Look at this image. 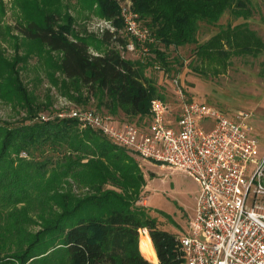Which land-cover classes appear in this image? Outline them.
<instances>
[{
	"label": "trees",
	"instance_id": "obj_1",
	"mask_svg": "<svg viewBox=\"0 0 264 264\" xmlns=\"http://www.w3.org/2000/svg\"><path fill=\"white\" fill-rule=\"evenodd\" d=\"M37 1H17L25 21L15 29L45 50L51 85L58 80L70 101L95 97L97 109L113 117L121 112L131 121L148 117L153 99L164 101L145 65L169 72L164 51L197 45L199 22L214 24L226 9L236 18L250 14L242 0H129L155 39L149 48L156 58L140 59L143 65L121 56L118 47L127 39L117 33L122 29L117 0H86L87 8L95 6L117 30L101 35L107 49L98 55L89 51L87 37L74 35L73 17L60 0ZM4 13L0 1V23ZM221 36L244 50L264 46L243 23L198 45L195 54L211 52L214 38ZM15 49L7 59L0 48V100L24 114L17 124L0 122V264L32 263L59 249L67 264H150L146 237L158 264H178L177 238L137 205L145 183L136 159L75 120L39 119L49 102L38 101L22 82L18 63L26 61ZM217 52L224 57L222 49Z\"/></svg>",
	"mask_w": 264,
	"mask_h": 264
},
{
	"label": "built area",
	"instance_id": "obj_2",
	"mask_svg": "<svg viewBox=\"0 0 264 264\" xmlns=\"http://www.w3.org/2000/svg\"><path fill=\"white\" fill-rule=\"evenodd\" d=\"M117 3L119 31L127 39L118 47L121 55L150 57L152 32L129 0ZM90 25L89 31L98 35L117 31L112 20ZM175 94L183 97L180 88ZM168 113L165 101L153 99L146 127L90 108L66 107L54 117L75 120L142 161L194 179L199 191L196 216L188 232L177 238L178 264H264V149L260 151L246 124L250 115L236 112L229 117L196 102L182 104L173 123Z\"/></svg>",
	"mask_w": 264,
	"mask_h": 264
},
{
	"label": "rangeland",
	"instance_id": "obj_3",
	"mask_svg": "<svg viewBox=\"0 0 264 264\" xmlns=\"http://www.w3.org/2000/svg\"><path fill=\"white\" fill-rule=\"evenodd\" d=\"M0 1L5 11L0 23V48L5 57L10 59L14 56L17 44L15 50L18 56L25 58L26 61L18 63L22 82L38 101L49 102L48 108L39 113V119H42V116L48 119L53 118L66 107L90 108L104 114L105 111L97 109L95 97L80 104L70 101L69 95L64 94L61 83L57 80L61 78L57 72L55 75L58 84L56 88L51 85L48 81L50 72L45 50L26 42L15 29L18 24H23L25 21V16L17 3L22 0ZM86 2V0H60V4L67 8V13L73 17L74 35L81 34L82 38L87 37L85 42L96 49L97 53H101L106 50V47L104 48L99 42L102 36L89 31L88 26L103 18L95 6L91 9L87 8ZM242 2L249 9L248 16L236 18L226 9L216 23H198L197 45L171 47L165 50L164 53L170 63L169 72L162 68L156 69L148 64L145 65L146 63L135 54L122 53L123 56H121L131 62H142L146 66L145 75L154 81L169 106L167 116L169 123L174 122L180 106L190 102L210 105L229 117L236 112H244L250 115L246 124L251 129V135L258 139L260 151H262L264 149V46L259 50L254 46H251L252 49L244 50L241 46L229 45L225 37L221 36L214 38L211 52L202 56L195 54L198 45L205 44L214 36L243 23L247 24L249 31L252 32V40L264 45V0H242ZM117 30V33L122 35L119 29ZM13 38L17 41L15 45ZM160 48L163 50V47ZM219 49L225 52L224 57L221 53V55L218 54ZM93 54L98 55L95 52ZM52 58L57 61L59 56L52 54ZM155 58L154 55L149 57L152 60ZM179 88L183 95L180 99L175 94ZM74 96L76 97V94ZM85 98L87 97L84 92L83 99ZM14 109L13 106L0 100V122L19 123L24 114ZM114 118L120 122L125 121L120 113L115 114ZM148 119V117L132 121L127 119L125 122L135 121L134 123L146 127ZM126 152L136 159L143 173L145 185L137 205L144 206L148 210L149 215L157 220L162 231L177 238L185 235L188 232L189 223L196 216L199 191L194 179L186 174L142 161L133 153L127 150ZM37 229V227L32 228L30 232H36ZM145 239L147 244L148 238ZM26 264H67V262L64 251L59 249L51 250V253L48 251L45 257Z\"/></svg>",
	"mask_w": 264,
	"mask_h": 264
},
{
	"label": "crops",
	"instance_id": "obj_4",
	"mask_svg": "<svg viewBox=\"0 0 264 264\" xmlns=\"http://www.w3.org/2000/svg\"><path fill=\"white\" fill-rule=\"evenodd\" d=\"M79 36H82V35L80 34ZM104 48H105V46H104ZM106 49H107V48H106ZM89 51H91L92 54H93V52H95V54H102L105 50H104L103 52H101V53H100V52L97 53L98 51H97L96 49L90 47V48H89ZM119 113L121 114L122 119L125 120V121H127V118H125L124 115H123L121 112H119ZM175 237H176V236H175ZM176 238H177V237H176ZM157 264H158V263H157Z\"/></svg>",
	"mask_w": 264,
	"mask_h": 264
},
{
	"label": "bare ground",
	"instance_id": "obj_5",
	"mask_svg": "<svg viewBox=\"0 0 264 264\" xmlns=\"http://www.w3.org/2000/svg\"><path fill=\"white\" fill-rule=\"evenodd\" d=\"M147 245H148V247H149V249H150V251H151L152 257H153V259H154L153 264H157L158 262H157V260L155 259V255H154V253H153V251H152L151 244H150V241H149L148 239H147Z\"/></svg>",
	"mask_w": 264,
	"mask_h": 264
}]
</instances>
